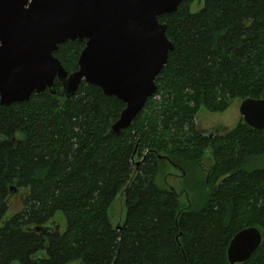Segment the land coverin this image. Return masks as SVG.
<instances>
[{
    "label": "trees",
    "instance_id": "trees-1",
    "mask_svg": "<svg viewBox=\"0 0 264 264\" xmlns=\"http://www.w3.org/2000/svg\"><path fill=\"white\" fill-rule=\"evenodd\" d=\"M159 21L173 49L119 134L108 129L124 103L85 81L69 98L54 79L55 94L0 104V264H230L229 241L246 226L262 241L234 264H264V130L241 117L209 136L194 122L201 107L264 98V0H182ZM84 44L54 51L68 73ZM120 191L126 212L113 227Z\"/></svg>",
    "mask_w": 264,
    "mask_h": 264
},
{
    "label": "water",
    "instance_id": "water-1",
    "mask_svg": "<svg viewBox=\"0 0 264 264\" xmlns=\"http://www.w3.org/2000/svg\"><path fill=\"white\" fill-rule=\"evenodd\" d=\"M181 1L0 0V104L24 102L45 89L55 94L54 79L69 98L85 81L124 103L108 129L119 134L156 90L174 46L159 16L174 12ZM75 39L85 44L77 69L68 73L54 51ZM238 109L247 125L264 130V98H244ZM51 228L52 223L34 227L42 235ZM261 241L256 226L238 230L227 247L229 263L247 260Z\"/></svg>",
    "mask_w": 264,
    "mask_h": 264
},
{
    "label": "rangeland",
    "instance_id": "rangeland-1",
    "mask_svg": "<svg viewBox=\"0 0 264 264\" xmlns=\"http://www.w3.org/2000/svg\"><path fill=\"white\" fill-rule=\"evenodd\" d=\"M192 10H195V6H192ZM239 104L240 100H234L224 111L222 112H210L207 111L205 108L201 107L200 110L197 112L194 122L196 129L201 133H225L228 132L233 128L235 123L241 118V114L239 113ZM172 172L179 174L176 170L172 168L167 169V172ZM166 180L168 184L174 188L179 189L180 181L179 177L176 175H166ZM165 181V180H164ZM180 199L185 201V193L179 192ZM16 200L15 198H13ZM13 200V201H14ZM14 202H12L13 204ZM19 204H16L17 208ZM126 212V205H125V196L123 192L120 191L116 194L115 198L113 199L112 203L108 208V216L110 223L113 227L119 226L125 217ZM54 222L59 224V230L63 231L66 227L65 218L61 212H56L54 216ZM10 264H20L17 260L12 261ZM68 264H79L78 261H74Z\"/></svg>",
    "mask_w": 264,
    "mask_h": 264
},
{
    "label": "flooded vegetation",
    "instance_id": "flooded-vegetation-1",
    "mask_svg": "<svg viewBox=\"0 0 264 264\" xmlns=\"http://www.w3.org/2000/svg\"><path fill=\"white\" fill-rule=\"evenodd\" d=\"M207 134H208L209 136H212L213 133H210V132H209V133H207Z\"/></svg>",
    "mask_w": 264,
    "mask_h": 264
}]
</instances>
